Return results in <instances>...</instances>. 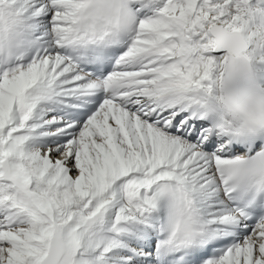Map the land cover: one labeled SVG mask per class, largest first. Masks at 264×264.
<instances>
[{
	"label": "snow or ice",
	"instance_id": "6c2138e0",
	"mask_svg": "<svg viewBox=\"0 0 264 264\" xmlns=\"http://www.w3.org/2000/svg\"><path fill=\"white\" fill-rule=\"evenodd\" d=\"M0 264H264V0H0Z\"/></svg>",
	"mask_w": 264,
	"mask_h": 264
}]
</instances>
